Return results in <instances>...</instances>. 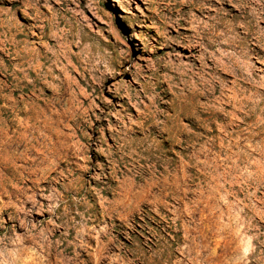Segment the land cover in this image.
<instances>
[{
    "label": "rangeland",
    "instance_id": "obj_1",
    "mask_svg": "<svg viewBox=\"0 0 264 264\" xmlns=\"http://www.w3.org/2000/svg\"><path fill=\"white\" fill-rule=\"evenodd\" d=\"M189 1L0 0V264H264V0Z\"/></svg>",
    "mask_w": 264,
    "mask_h": 264
},
{
    "label": "bare ground",
    "instance_id": "obj_2",
    "mask_svg": "<svg viewBox=\"0 0 264 264\" xmlns=\"http://www.w3.org/2000/svg\"><path fill=\"white\" fill-rule=\"evenodd\" d=\"M215 1V2H214ZM191 3V5H196L199 9V12L202 14L204 13L206 8H208L206 5H210V6H214L215 5V10L213 11L212 9H208L207 11V15L204 16L207 18V20H204L202 23H200L201 25L198 28H202V30H197V34L201 35V40L203 39L206 44L207 47L212 45V41H216L219 43V46H222V36L224 34L219 33V28L223 27V12H222V0H191L189 1ZM231 2V1H230ZM241 4V2H240ZM242 4H243V18L246 21L248 27L250 28L252 25V17L254 16V10L256 9L255 6V0H242ZM263 5V4H262ZM234 6V5H233ZM240 6V5H239ZM197 9V8H196ZM262 9V8H261ZM257 11V10H256ZM259 11V10H258ZM262 11V10H261ZM260 11V12H261ZM257 13V12H256ZM255 13V14H256ZM257 15V14H256ZM261 15V14H260ZM194 19L198 18V16H193ZM263 17V16H262ZM261 18V17H260ZM199 19V18H198ZM217 19L216 22V33L212 32V27H213V21ZM201 20V19H200ZM195 21V20H194ZM263 21V20H262ZM258 22V21H257ZM191 23V22H190ZM193 23V20H192ZM215 28V27H214ZM251 29V28H250ZM196 31V30H195ZM261 31V30H260ZM263 35V34H262ZM199 38V37H198ZM259 38V36H258ZM260 40V38H259ZM200 88V87H199ZM193 92V91H192ZM204 92V91H203ZM206 107V106H205ZM206 111V110H205ZM207 112V111H206ZM200 118V117H199ZM203 120V119H202ZM201 122V121H200Z\"/></svg>",
    "mask_w": 264,
    "mask_h": 264
}]
</instances>
